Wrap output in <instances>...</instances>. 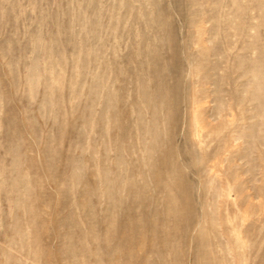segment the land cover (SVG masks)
I'll use <instances>...</instances> for the list:
<instances>
[{"label":"rangeland","instance_id":"1","mask_svg":"<svg viewBox=\"0 0 264 264\" xmlns=\"http://www.w3.org/2000/svg\"><path fill=\"white\" fill-rule=\"evenodd\" d=\"M0 264H264V0H0Z\"/></svg>","mask_w":264,"mask_h":264},{"label":"bare ground","instance_id":"2","mask_svg":"<svg viewBox=\"0 0 264 264\" xmlns=\"http://www.w3.org/2000/svg\"><path fill=\"white\" fill-rule=\"evenodd\" d=\"M198 125V124H197Z\"/></svg>","mask_w":264,"mask_h":264}]
</instances>
